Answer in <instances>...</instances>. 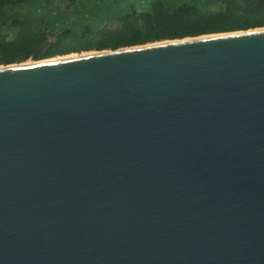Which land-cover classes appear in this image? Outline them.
I'll use <instances>...</instances> for the list:
<instances>
[{"label":"water","instance_id":"1","mask_svg":"<svg viewBox=\"0 0 264 264\" xmlns=\"http://www.w3.org/2000/svg\"><path fill=\"white\" fill-rule=\"evenodd\" d=\"M0 64V264H264V26Z\"/></svg>","mask_w":264,"mask_h":264},{"label":"trees","instance_id":"2","mask_svg":"<svg viewBox=\"0 0 264 264\" xmlns=\"http://www.w3.org/2000/svg\"><path fill=\"white\" fill-rule=\"evenodd\" d=\"M55 1L57 4L53 0H0V64L30 59L48 40L51 42L42 52L45 57L264 26V0H217L226 7L221 17L200 18L196 21L190 20L189 13L193 6L169 4L165 11L164 4L159 3L151 9L146 7L143 12L136 11L135 5H130L129 9L122 7L125 8V14L117 18L123 24L120 29H86L74 39H65L61 34L68 30L53 31L55 24L65 25L61 18L65 19L66 16L59 3L64 1L71 4L75 0ZM82 2L95 4L98 1ZM216 14L221 13L218 11ZM140 20L148 22L149 25L144 26ZM7 27L15 30L13 37H10ZM53 36L54 40L51 39Z\"/></svg>","mask_w":264,"mask_h":264},{"label":"rangeland","instance_id":"3","mask_svg":"<svg viewBox=\"0 0 264 264\" xmlns=\"http://www.w3.org/2000/svg\"><path fill=\"white\" fill-rule=\"evenodd\" d=\"M54 4L57 1L53 0ZM95 4H88L82 2V0H75V3L68 4L64 1L59 3L60 8L63 10V14L66 16L65 19L61 18L63 24H55L53 31L59 29L68 30L61 34L65 39H74L77 34L83 33L86 29L99 30L105 27L107 30H117L122 28V22L117 21L119 15L125 14L122 7L129 9L130 5H135V10L138 12H143L146 7L149 9L157 7L159 3L164 4L165 11L168 10L169 4L173 6H193L190 10L191 21H196L200 18H218L221 17L222 13L225 11L226 7L224 4L219 3L217 0H102ZM122 8V9H119ZM221 14H216V13ZM51 12V9L49 10ZM132 13V11H131ZM53 21L55 16L53 15ZM52 21V22H53ZM59 21V20H58ZM116 21V22H115ZM142 22L144 26H148V22ZM10 31V37L14 35V29L12 27H7ZM59 34V32H58ZM55 36L51 37L54 40ZM38 51V50H37ZM32 57V56H31ZM30 57V58H31ZM48 58L39 54L37 59Z\"/></svg>","mask_w":264,"mask_h":264},{"label":"bare ground","instance_id":"4","mask_svg":"<svg viewBox=\"0 0 264 264\" xmlns=\"http://www.w3.org/2000/svg\"><path fill=\"white\" fill-rule=\"evenodd\" d=\"M46 59V58H45ZM34 60V58H30V59H28V61H33Z\"/></svg>","mask_w":264,"mask_h":264}]
</instances>
